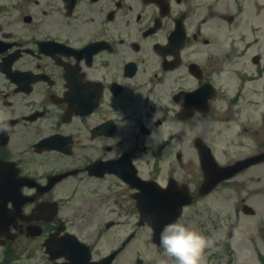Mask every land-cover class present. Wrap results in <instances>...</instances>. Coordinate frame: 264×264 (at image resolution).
Here are the masks:
<instances>
[{
  "label": "flooded vegetation",
  "instance_id": "flooded-vegetation-1",
  "mask_svg": "<svg viewBox=\"0 0 264 264\" xmlns=\"http://www.w3.org/2000/svg\"><path fill=\"white\" fill-rule=\"evenodd\" d=\"M221 3L0 0L4 264L40 247L45 264L99 261L152 229L142 217L164 215L170 197H190L181 218L264 163L202 189L235 161L217 157L221 123L264 136V0Z\"/></svg>",
  "mask_w": 264,
  "mask_h": 264
},
{
  "label": "rangeland",
  "instance_id": "rangeland-1",
  "mask_svg": "<svg viewBox=\"0 0 264 264\" xmlns=\"http://www.w3.org/2000/svg\"><path fill=\"white\" fill-rule=\"evenodd\" d=\"M221 1V9L228 11L229 0ZM248 113H243L242 116L246 118ZM243 123L242 120L231 125L221 123V128L213 130V141L216 143L220 162L231 163L259 151V142L264 140V136L251 137L245 133L241 134ZM229 125L232 127L229 128ZM230 132L232 133L229 134ZM244 198L255 208L256 214H244L242 210ZM134 220L126 217L127 228L123 229L125 236L134 230L131 229ZM129 222H132L131 228L128 226ZM177 222L210 237L215 242L214 246L205 252V264H257L256 249L263 253L259 232L260 229H264V163L241 172L227 186L198 199L196 203L186 208ZM80 230L88 232L89 229ZM114 245L110 239L109 246L96 250L95 256L106 253ZM125 246L112 264H173L161 244L152 242V229L147 225L137 229L136 236ZM1 249L0 246V264H4L2 259L5 254ZM24 250L21 255L16 256L19 259L6 264H45V254L41 247Z\"/></svg>",
  "mask_w": 264,
  "mask_h": 264
},
{
  "label": "clouds",
  "instance_id": "clouds-1",
  "mask_svg": "<svg viewBox=\"0 0 264 264\" xmlns=\"http://www.w3.org/2000/svg\"><path fill=\"white\" fill-rule=\"evenodd\" d=\"M214 241L180 222L164 226L160 244L173 264H205V252L214 246Z\"/></svg>",
  "mask_w": 264,
  "mask_h": 264
},
{
  "label": "water",
  "instance_id": "water-1",
  "mask_svg": "<svg viewBox=\"0 0 264 264\" xmlns=\"http://www.w3.org/2000/svg\"><path fill=\"white\" fill-rule=\"evenodd\" d=\"M210 156L213 161H215V158L213 154L210 151ZM264 160V153L251 156L248 158L240 159L237 160L234 164L232 165H227V166H220L217 164L216 167H213L210 172L207 174L206 181L203 184V190L204 188L206 189V192L210 190L218 181L225 180L233 175H235L237 172L245 169L246 167H249L250 165L254 163H258L260 161ZM214 174H217V176L213 177ZM208 188V189H207ZM191 199L189 197V200L182 201L181 203L179 202L178 207H174L176 204V200L172 199L171 197L166 200L167 206H165V214L162 216H147L143 217V221L147 220L154 228V240L160 244V234L162 229L164 228L165 225L169 223L176 222L178 218L182 214V206L184 204L190 203ZM1 210V209H0ZM247 212H250V209H245ZM116 254L113 253L111 256L106 258L107 263L105 264H111V259L113 256Z\"/></svg>",
  "mask_w": 264,
  "mask_h": 264
}]
</instances>
